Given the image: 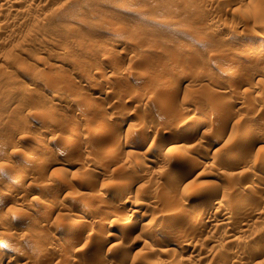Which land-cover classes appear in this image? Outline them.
Listing matches in <instances>:
<instances>
[{
	"label": "rangeland",
	"instance_id": "374dc122",
	"mask_svg": "<svg viewBox=\"0 0 264 264\" xmlns=\"http://www.w3.org/2000/svg\"><path fill=\"white\" fill-rule=\"evenodd\" d=\"M246 42L264 50V0H0V264H264V54Z\"/></svg>",
	"mask_w": 264,
	"mask_h": 264
},
{
	"label": "bare ground",
	"instance_id": "6f19581e",
	"mask_svg": "<svg viewBox=\"0 0 264 264\" xmlns=\"http://www.w3.org/2000/svg\"><path fill=\"white\" fill-rule=\"evenodd\" d=\"M111 30V29H110ZM115 30H117V29H114V30H111V31H109V34H110V36H111V38L113 39H115V38H117L118 37V30L117 31H115ZM122 34V33H121ZM121 34H119V36L121 35ZM109 36V35H108ZM120 38V37H119ZM111 39V40H112ZM114 39L112 40L113 42H114ZM114 50H115V48H113ZM241 49H243V51L244 50H246V51H248L250 54H253V55H262V54H264V50L261 48V47H258V46H255V45H253V44H251V43H245V44H243V46H242V48ZM113 50V51H114ZM111 51H112V48H111ZM233 66V65H232ZM234 66H235V64H234ZM234 66L233 67H231L230 69L232 70V72L234 73H236V71H239L240 69H239V67H238V69L239 70H237V67L236 68H234ZM229 72H231V71H229ZM231 72V73H232ZM124 77V76H123ZM122 77V78H123ZM127 77V76H126ZM125 77V78H126ZM129 77V76H128ZM124 79V78H123ZM128 78H126V80H127ZM125 80V79H124ZM119 93V92H118ZM67 97V96H66ZM61 98V97H60ZM55 99H57L56 97H52L51 98V101L53 100H55ZM57 100H59V99H57ZM55 103H56V100H55ZM87 103V102H86ZM94 103V102H93ZM93 104H91V101L90 102H88L87 103V106L86 107H88V108H90V106H92ZM85 107V109H87L88 110V108H86ZM93 107H94V105H93ZM92 107V108H93ZM189 107V106H188ZM187 107V108H188ZM192 109V107L190 106L189 107V109ZM51 110H54L55 109V107H53V106H51V108H50ZM91 109V108H90ZM83 110H84V108H83ZM188 111V110H187ZM199 122V121H198ZM210 122V121H209ZM197 125H198V123L197 124H195L194 125V127H197ZM187 126V125H186ZM186 126H184V127H182V129H185L186 128ZM96 127V126H95ZM193 127V128H194ZM199 128V127H198ZM94 129V128H93ZM99 130H101V129H99ZM98 130V131H99ZM187 130V129H186ZM185 130V131H186ZM98 131H94L93 130V132H91V130H90V134H92L94 137H98L100 134H102L103 132V130H101L100 132H98ZM75 132V131H74ZM88 132H89V130H88ZM85 133H87V132H85ZM188 133V132H187ZM190 133H192V132H190ZM250 133V132H249ZM83 134H84V132H83ZM88 134V133H87ZM89 134V135H90ZM179 134H181V133H179ZM193 134V133H192ZM192 134H189L188 136H191ZM250 134H252V133H250ZM249 134V135H250ZM77 135V134H76ZM92 135H90V137L92 136ZM84 136H86V135H84ZM129 136V135H128ZM188 136H187V138H188ZM251 136V135H250ZM253 136V135H252ZM75 136H74V134L73 133H67L66 134V136H65V138L67 139V141L68 140H72V139H74L75 140V138H74ZM81 137H83V136H81ZM89 137V138H90ZM184 137L185 136H183V139H184ZM249 137V136H248ZM190 138H193V137H190ZM247 138V137H246ZM245 138V139H246ZM94 139V138H93ZM102 139V138H101ZM186 139V138H185ZM249 139V138H248ZM251 139V138H250ZM90 140H91V142H92V139L90 138ZM96 140V139H95ZM100 140V139H99ZM99 140H98V142H99ZM102 143H103V141L102 140H100ZM245 141V140H244ZM246 141H247V139H246ZM245 141V142H246ZM69 142H71V141H69ZM125 142V141H124ZM243 142V141H242ZM93 143H94V141H93ZM118 143V142H117ZM129 143V142H128ZM215 143V142H214ZM244 143V142H243ZM95 144V143H94ZM240 144V143H239ZM242 144V143H241ZM245 145L247 144V143H244ZM243 144V145H244ZM97 145V144H96ZM100 145V144H99ZM104 145H105V142H104ZM103 144H101L100 146H99V148L102 146V148H101V150H102V152H105V153H109L110 154V152H112V145L111 146H104ZM119 145V144H118ZM116 147H117V144L115 145ZM121 146V145H120ZM242 146V145H241ZM98 147V146H97ZM114 147V146H113ZM240 147V146H239ZM99 148H98V151H101V150H99ZM235 151H237V150H235ZM239 151V150H238ZM238 151H237V153H238ZM101 152V153H102ZM105 153H104V156H105ZM236 153V152H235ZM235 153L233 152V153H231L230 155H234L235 156ZM239 153H240V151H239ZM240 154H242V153H240ZM103 156V155H102ZM108 156V155H107ZM106 157V156H105ZM237 157V156H236ZM239 157V156H238ZM237 157V158H238ZM8 159L10 160V161H14V160H16L17 159V155L16 154H10V155H8ZM202 161V160H201ZM188 168V167H187ZM186 168V169H187ZM185 168H183V170H184ZM189 169V168H188ZM187 169V170H188ZM180 171H182V170H180ZM188 171L187 172H185V170L183 171V172H180V174L177 176L178 178H176V179H182V180H184L183 178L185 177V175L187 176L188 174ZM231 173H233V171H231ZM235 173V172H234ZM24 174V173H23ZM23 174L22 175H19L17 178H15V180L13 181L14 183H19V181H21V179L23 178ZM176 177V176H175ZM257 179V178H256ZM174 180V179H173ZM178 180H176V182H177ZM172 182V181H171ZM254 182V181H253ZM169 185H167L166 187H168V188H166V187H164V188H166L165 190H161L160 191V193H159V198L161 197V198H163V200L165 199V198H168V194L170 193V192H172L173 190H172V187L174 186L173 185V183H168ZM11 185H13V183H11V184H9L8 186H6V188H5V190H3V191H1V193H0V201L5 197V193L7 192V190H9L10 188H11ZM252 185V184H251ZM254 185V184H253ZM127 187V186H126ZM125 186L122 188H120V190H121V192L120 193H125L126 191H127V188H126ZM163 188V189H164ZM172 190V191H171ZM108 197V196H107ZM160 198V199H161ZM187 199V198H186ZM186 199H184L185 201H187ZM103 200V199H102ZM106 200V199H105ZM102 202V201H101ZM135 202V201H134ZM236 203H238V202H236ZM134 204V203H133ZM241 204V203H240ZM237 205H239V204H237ZM180 206H182V205H180ZM179 206V207H180ZM185 206V205H184ZM53 207V205H51V204H47V206H46V208L47 209H50V208H52ZM138 207V206H137ZM179 207H178V210H179V212L180 211H183V209L181 208V209H179ZM183 207V206H182ZM186 207V206H185ZM236 207V206H235ZM90 209V206L89 205H86L85 207H83V208H81V210H82V212L85 210V211H88ZM91 210V209H90ZM177 210V211H178ZM139 211H140V209H139ZM17 212V211H16ZM16 212H14V213H16ZM136 212L138 213V209H136V208H133V209H131V212L129 213V214H126L125 216H123V217H121V219L119 220V226H120V228L122 227V228H126V227H129V226H131V225H138V224H140L141 223V220L137 217V214H136ZM184 212V214L186 213V211H183ZM200 212V211H199ZM181 213V212H180ZM188 213H190V212H188V210H187V213L186 214H188ZM16 215V214H15ZM183 215V214H182ZM214 216V215H213ZM16 217V216H15ZM194 217H197V216H194ZM81 217H78V218H76V220H75V222L71 225V226H69L66 230H64L66 233H68L67 235H65L62 239H63V242L65 243H69V242H72V241H76L78 238H75L76 237V235H78V234H76V231L78 232V227L81 225V222H83L81 219H80ZM193 218V217H192ZM197 219H198V217H197ZM231 219V218H230ZM192 220H194V219H192ZM192 220H191V222H192ZM226 220V219H225ZM199 221V220H198ZM197 221V222H198ZM143 222V221H142ZM162 222V221H161ZM191 222H188V223H191ZM195 222V221H194ZM144 223V222H143ZM196 223V222H195ZM82 225H83V223H82ZM117 228H118V226H117ZM119 228V229H120ZM122 228H121V230H122ZM118 230V229H117ZM124 230V229H123ZM123 230H122V232H123ZM182 230V229H181ZM184 230V229H183ZM113 231V230H112ZM114 232V231H113ZM113 232L111 233V234H109V236H107V237H109V238H112V237H114V236H116V234L118 233V232H115L116 234H113ZM183 232H185V231H183ZM181 233V235L179 234L178 236H180L181 238H184L185 236H186V234L185 233ZM121 233V232H120ZM119 233V234H120ZM168 234V233H167ZM118 235V234H117ZM78 237V236H77ZM80 237H82V235L80 234ZM79 237V238H80ZM97 238H101V237H97ZM96 238V239H97ZM102 238H104V236L102 237ZM188 238V237H187ZM98 240V242H100V243H102L103 242V240L102 239H97ZM106 240V239H105ZM182 241V240H181ZM184 241V240H183ZM97 242V241H96ZM71 244V243H70ZM8 245H10L9 244V242L7 241V240H5V239H0V251H1V249H4L5 247H8ZM4 253V252H3ZM5 255V254H4ZM2 260V259H1ZM120 261H123V260H120ZM123 263H126V262H120V263H118V264H123Z\"/></svg>",
	"mask_w": 264,
	"mask_h": 264
}]
</instances>
